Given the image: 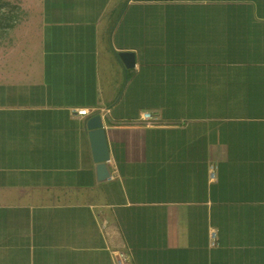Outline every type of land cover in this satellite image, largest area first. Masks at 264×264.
I'll return each instance as SVG.
<instances>
[{"label": "crops", "instance_id": "1", "mask_svg": "<svg viewBox=\"0 0 264 264\" xmlns=\"http://www.w3.org/2000/svg\"><path fill=\"white\" fill-rule=\"evenodd\" d=\"M19 7L0 37V264H264V0Z\"/></svg>", "mask_w": 264, "mask_h": 264}, {"label": "water", "instance_id": "2", "mask_svg": "<svg viewBox=\"0 0 264 264\" xmlns=\"http://www.w3.org/2000/svg\"><path fill=\"white\" fill-rule=\"evenodd\" d=\"M121 56L124 61L129 64L133 62V55L129 52H122ZM90 137L93 148L94 159L97 162L98 170L102 174V177H109L107 170V161H109V149L105 136V131L102 126L101 117L99 115L94 116L89 121Z\"/></svg>", "mask_w": 264, "mask_h": 264}, {"label": "rangeland", "instance_id": "3", "mask_svg": "<svg viewBox=\"0 0 264 264\" xmlns=\"http://www.w3.org/2000/svg\"><path fill=\"white\" fill-rule=\"evenodd\" d=\"M22 2L23 0H0V37L3 36L1 31L9 27V21L13 23L20 17L18 11Z\"/></svg>", "mask_w": 264, "mask_h": 264}, {"label": "built area", "instance_id": "4", "mask_svg": "<svg viewBox=\"0 0 264 264\" xmlns=\"http://www.w3.org/2000/svg\"><path fill=\"white\" fill-rule=\"evenodd\" d=\"M89 111L87 109H84V108H77V109H73V113L77 114V115H86ZM149 116H147L148 118ZM214 166H211L210 170H209V173H210V178L211 180H214L215 179V170H214ZM211 238L212 240L215 239V236H216V232L214 230H211ZM120 264H124L123 262L120 263Z\"/></svg>", "mask_w": 264, "mask_h": 264}, {"label": "trees", "instance_id": "5", "mask_svg": "<svg viewBox=\"0 0 264 264\" xmlns=\"http://www.w3.org/2000/svg\"><path fill=\"white\" fill-rule=\"evenodd\" d=\"M3 15H4V13H3ZM2 18L0 17V20H1Z\"/></svg>", "mask_w": 264, "mask_h": 264}]
</instances>
